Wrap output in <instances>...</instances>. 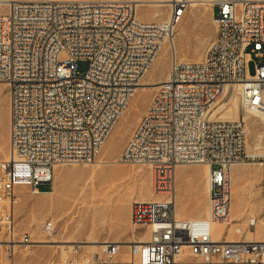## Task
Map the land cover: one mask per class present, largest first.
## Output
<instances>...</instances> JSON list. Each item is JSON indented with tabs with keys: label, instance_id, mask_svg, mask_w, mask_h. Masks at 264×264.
<instances>
[{
	"label": "built area",
	"instance_id": "1",
	"mask_svg": "<svg viewBox=\"0 0 264 264\" xmlns=\"http://www.w3.org/2000/svg\"><path fill=\"white\" fill-rule=\"evenodd\" d=\"M169 3L164 22L141 20L131 0L10 1L0 12V82L10 99L9 155L0 160V243L10 255L13 246L33 244L17 222L22 191L41 195L57 166L94 163L189 7V0ZM212 8L216 35L204 58L181 61L172 48L165 89L145 111L148 126H136L121 152L123 163L153 172L159 198L134 200L130 211L131 225L149 231V240L66 243L53 264H264V237L215 238V225L231 220L237 163L261 166L262 211L248 228L261 224L264 231V121L257 154L247 150L245 122L264 110V0H212ZM79 61L89 62L85 73ZM235 81L251 93L241 99L239 140L228 141L221 112ZM183 135L194 143L183 144ZM196 165L209 167V213L179 217L177 169ZM42 231L50 236L57 225L48 220Z\"/></svg>",
	"mask_w": 264,
	"mask_h": 264
},
{
	"label": "rangeland",
	"instance_id": "2",
	"mask_svg": "<svg viewBox=\"0 0 264 264\" xmlns=\"http://www.w3.org/2000/svg\"><path fill=\"white\" fill-rule=\"evenodd\" d=\"M210 1L200 2L193 6L189 5L174 37L179 39L183 46L182 49L177 50L178 59L199 60L205 56L216 35V27L213 22L214 11ZM156 13L157 15H155ZM168 15L169 8L166 5L143 4L138 9V17L145 21L165 20ZM181 30L183 35L180 39ZM168 50L167 45H164L151 68V72L146 76L149 84L139 88L131 101L129 110H126L115 127V129L120 127L118 134L111 142V136L109 137L102 152L97 157V160H104L105 163L56 167L54 179L56 186L52 191L56 193V196L51 193L35 196L27 189L22 191L21 202L17 207V222L21 231H29L32 234L33 246L18 250L14 257L8 253L5 247H0V264H53L60 252V247H56V245L65 246L66 243L64 242L66 241L93 240L101 242L105 239L127 241L132 234L141 239H147L150 236V232L147 230L132 229L130 208L134 200L152 196L153 172L148 166L123 163L120 160V155L148 108L152 97L156 94L157 88L161 84L160 81L164 80L169 72L171 55ZM198 50L201 51L200 55L196 53ZM256 65L257 60L252 58L248 65L249 73L252 76L256 73ZM88 67V61H79L81 73H85ZM9 107L8 88L5 83L0 82V160L6 159L9 155ZM261 122L262 120L257 117L247 119L250 146L248 149L250 150H257L256 144H258L261 133ZM188 167L192 168L181 172L177 171V183L181 185V179L187 181L191 187L192 200L189 198L181 200L177 197V211L184 216H200L204 214L207 207V187L205 183L204 189V182L202 181L203 167L202 169L195 166ZM59 170L65 172V177H60ZM189 170L195 171V174H190ZM250 172L253 175L256 174L254 170H250ZM243 173L247 174L248 169L241 168L234 172L235 175ZM92 183L95 185V189L100 190L105 197L101 200V205H97L98 207L90 211L84 226L78 232L79 223L73 224L80 217L78 213H74L81 211L82 205L80 203L87 198L88 191L94 189ZM49 188L48 185L41 186V190ZM259 190L261 189L258 183L256 187H251L246 192L237 191L233 195L231 207L233 223L217 227L219 238H248L250 230L247 223L248 217L251 216L250 213L255 214L256 217L261 215V193ZM254 191L258 192V198ZM177 194H179L178 191ZM107 199L111 203H107ZM82 210L85 212L86 209L83 208ZM69 211L72 213L68 214ZM48 220L56 222L55 237L58 239V243L52 244L49 241V236H44L42 233L41 225ZM258 236H264L262 227L258 230Z\"/></svg>",
	"mask_w": 264,
	"mask_h": 264
},
{
	"label": "bare ground",
	"instance_id": "3",
	"mask_svg": "<svg viewBox=\"0 0 264 264\" xmlns=\"http://www.w3.org/2000/svg\"><path fill=\"white\" fill-rule=\"evenodd\" d=\"M10 1H38V0H0V12L2 11H5L6 8H7V5L9 4ZM124 1V0H123ZM131 1H136L138 3V9L141 5L143 4H148V5H151V6H160V5H166L168 6L169 8V15L167 17V19L165 20H159V21H148V22H164V21H167L171 15V8H170V0H131ZM200 2L202 3H205L207 2L206 1H201V0H189V5H197L199 4ZM210 5L212 6V0L210 1ZM157 15V13L155 14ZM213 18H214V13H213ZM145 21V20H144ZM182 22V20H181ZM180 22V23H181ZM214 22V21H213ZM179 23V24H180ZM179 24L176 26V33H177V27L179 26ZM180 39L182 38V35H183V32L181 30L180 32ZM179 36V35H178ZM164 45H167L168 47V51L170 52V55H171V58H172V48L174 49V52L178 58V54H177V50L178 49H182L183 46L180 44V40L179 39H172V40H166L164 41L162 47H161V50L163 48ZM200 49V48H199ZM160 50V51H161ZM166 50V49H165ZM166 52V51H165ZM200 50L196 51L197 55H200ZM160 53V52H159ZM204 58V57H203ZM203 58L199 59V60H181V61H200L202 60ZM180 60V59H179ZM154 64V63H153ZM152 64V66H153ZM152 66L150 67V69L147 71V73L145 74L144 78L141 80V83H140V86L136 89L135 91V94L137 93V91L139 90V88H141L142 86L144 85H147L149 84L148 80L146 79V76L151 72V68ZM170 69H171V66H170ZM170 69H169V72L168 74L166 75L165 79L160 81V86L158 89H165V80L167 78V76L169 75L170 73ZM159 76V75H157ZM159 78V77H158ZM163 79V78H162ZM251 93V86L249 85H243V81H235L234 82V85L232 86H229V94L231 97V101L229 103V106L227 109H224L222 112H221V119H224L222 121V130H226V138H228V141H237L239 140V133H236V129H239L240 128V121H237L239 118H240V107H241V99H244L245 97H248L249 94ZM134 94V96H135ZM134 96L132 97V99L134 98ZM132 99L130 100L127 108L125 109L124 113L126 112V110L128 109L129 110V106L131 104V101ZM153 99V97H152ZM151 99V101H152ZM150 101V102H151ZM150 104V103H149ZM149 106V105H148ZM224 107L221 106L219 109H222ZM147 110V109H146ZM145 110V111H146ZM123 113V115H124ZM122 115V116H123ZM121 116V117H122ZM250 117H257L259 119L262 120L261 122V130H262V123L264 121V110H258L256 112H252L248 115L245 116V122H246V128H247V119H249ZM121 119V118H120ZM251 121V120H250ZM253 121V120H252ZM259 121V120H258ZM119 122V121H118ZM117 122V123H118ZM116 123V125H117ZM115 125V127H116ZM138 126H148V114L147 112L144 113V115L142 116ZM113 129L112 133H111V139H110V142L112 141V139H114L116 137V135L118 134L119 130H120V127L118 126L116 129ZM255 129V128H254ZM259 132V131H258ZM247 133H248V130H247ZM259 134V133H258ZM257 137V136H256ZM259 141H258V144L257 145V150H250L248 149L250 146H249V142L247 141V150L249 153H254V154H257L259 153L260 151V141H261V133L259 134ZM182 143L183 144H192L194 143V136H190V135H183L182 136ZM106 144V143H105ZM109 144V143H108ZM106 150H107V147H106ZM102 152V151H101ZM100 155V154H99ZM121 156V155H120ZM104 158V157H103ZM123 161V160H122ZM102 163H105L104 160H97V157H94V164L96 165H99V164H102ZM239 164H242V166H249V167H252L254 172H260V176H261V166L260 164L258 163H248V162H244V163H237V164H234L233 167H232V176H233V183H232V197L233 195L237 192V191H240V192H246L247 190H249L251 187H253V181L252 180H249V184L248 185H244L241 187V185H236V180L237 178H239V176L237 177L234 172H235V167L234 166H238ZM139 166H144V165H139ZM196 166H202L204 168V175L206 174V180H207V198H208V194H209V186H208V173H209V167L207 165H196ZM58 167V166H57ZM181 167V166H179ZM247 168V167H246ZM95 169V168H94ZM253 172V173H254ZM92 177V175H91ZM241 177V176H240ZM261 180V179H260ZM153 181H154V176H153V179H152V184H153ZM92 187H94V189H92L91 191H88V193L86 194L87 198L84 199L80 205H82V209H86L85 212L81 209L80 212H75L74 214H79V219L78 220H75L74 224L73 225H76L79 223V228H78V232L81 230V228L84 226L86 220H87V217L88 215L90 214V211H92L94 208L98 207L97 205H101V200L104 199L105 195L101 193L100 190H97L95 189V185L92 183ZM76 190V189H75ZM153 198H151L150 200H156L159 198V196L154 192V188H153ZM261 192V190H259V193ZM108 193V192H107ZM43 194H47V193H43ZM250 194H252V192H250ZM103 196V197H102ZM22 198V197H21ZM69 200L71 201V198H69ZM106 200V199H105ZM139 201H149V200H139ZM110 202V200L107 199V203ZM111 203V202H110ZM109 203V204H110ZM176 205H177V200H176ZM76 206V205H75ZM260 210L262 211V201H261V207H260ZM72 212L69 211L68 214H71ZM209 213V207H208V202H207V208H206V214L207 215ZM177 215L179 216L178 214V211H177ZM251 216L248 217V219L250 218H256V215L253 214V213H250ZM76 216V215H75ZM180 217V216H179ZM55 222V221H54ZM56 223V222H55ZM81 223V224H80ZM233 223V216L231 214V220L228 222V223H225V224H216L215 225V238L217 240H221V238L218 237V232H217V227L219 225H231ZM43 224V223H42ZM248 224V223H247ZM262 227L261 224H259L256 228V230H253V229H250V234L248 236V238L245 240H252L254 238H258V239H262L264 236L262 237H259L258 236V230L259 228ZM41 228H42V225H41ZM133 229H135L133 226H132ZM239 230V229H237ZM43 235L44 236H47L46 234H44V232L42 231ZM56 233V232H55ZM55 233L51 234L48 238H49V241L54 244V243H58V239H56L55 237ZM150 236L147 238V239H141V241H146V240H149ZM227 241H242L243 239L241 237H238V238H234V237H231V238H228L226 239ZM133 241V240H132ZM35 242V241H34ZM74 242H79V241H66L64 243H74ZM85 243H88V246H95L96 243L98 242H95L93 240H86ZM94 244V245H93ZM33 245H23V246H13L12 247V250L14 251L12 254V256L14 257L15 254L18 252V250L20 249H28L30 247H32ZM0 247H5L6 249H8V245L4 244V243H0ZM56 247H62V246H58L56 245ZM9 256V255H8ZM12 263V262H11Z\"/></svg>",
	"mask_w": 264,
	"mask_h": 264
},
{
	"label": "crops",
	"instance_id": "4",
	"mask_svg": "<svg viewBox=\"0 0 264 264\" xmlns=\"http://www.w3.org/2000/svg\"><path fill=\"white\" fill-rule=\"evenodd\" d=\"M214 13V12H213ZM183 30V29H182ZM183 32V31H182ZM195 167H198V168H201L202 169V166H195ZM235 167V171L237 172L238 170H240L241 168H243V169H248V173L247 174H245V173H243V174H240V176L238 175V174H236V176L238 177L239 176V178H237V180H236V185H241V187L242 186H244V185H248L249 184V180H252L253 181V188L254 187H256L257 186V184L259 183L260 184V179H261V176H260V178H259V172H256V174L255 175H253V174H251V172H250V170L252 171L253 170V168L252 167H249V166H242V164H239L238 166L236 165V166H234ZM247 167V168H246ZM189 168H192V167H188V166H181V167H178V169H177V171L178 172H181V171H183V170H185V169H189ZM56 172V171H55ZM190 174H195V171H192V170H189L188 171ZM202 172H203V174H202V181L204 182V189H205V183H206V185H207V180H206V174L204 175V168L202 169ZM58 174L60 175V177L62 178L63 176L65 177V172L64 171H58ZM48 186L50 187L49 189H47V190H44L45 191V193H51L52 195H54V196H56V193H54V192H52V191H54V189H55V186H56V182H55V180H54V183L52 184V185H49L48 184ZM177 191H178V193L179 194H177V197L179 198V199H181V200H186L187 198H189V199H191L192 200V195H191V187L188 185V183H187V181H185V179L183 180V179H181V185H180V183H177ZM256 189V188H255ZM261 189V188H260ZM254 193L256 194V197L258 196V192H256V191H254ZM261 193V192H260ZM242 195V194H241ZM245 195V194H244ZM206 197H207V192H206ZM151 198H153V193H152V196L151 197H149V198H142V199H140V200H150ZM258 198V197H257ZM139 200V199H138ZM259 201V200H258ZM206 206H207V204H206ZM207 208V207H206ZM130 211H131V208H130ZM178 214H179V216H184L183 214H181V213H179L178 212ZM206 214V211L204 212V214L203 215H200V216H190V217H201V216H204ZM126 225H127V223H126ZM128 226V228H129V225H127ZM133 229V228H132ZM136 230V229H135ZM133 237V238H132ZM135 237V235H133L132 234V236H130L129 238H128V240H127V242L128 241H132V240H135V239H140L141 240V238H134ZM114 241H118V240H115V239H113ZM77 241V240H76Z\"/></svg>",
	"mask_w": 264,
	"mask_h": 264
}]
</instances>
